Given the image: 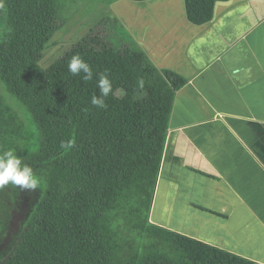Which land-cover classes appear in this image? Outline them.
Wrapping results in <instances>:
<instances>
[{
  "label": "trees",
  "instance_id": "1",
  "mask_svg": "<svg viewBox=\"0 0 264 264\" xmlns=\"http://www.w3.org/2000/svg\"><path fill=\"white\" fill-rule=\"evenodd\" d=\"M66 1L3 0L0 83L31 115L39 145L22 150L23 123L0 94V152L13 150L40 184L0 264H262L150 221L174 100L188 80L158 68L129 32V43L119 37L110 16L42 67ZM217 1L184 0L188 20L210 21ZM76 54L92 80L68 71ZM105 71L112 91L106 108L94 107ZM9 187L19 191L0 189V213L17 199Z\"/></svg>",
  "mask_w": 264,
  "mask_h": 264
},
{
  "label": "crops",
  "instance_id": "2",
  "mask_svg": "<svg viewBox=\"0 0 264 264\" xmlns=\"http://www.w3.org/2000/svg\"><path fill=\"white\" fill-rule=\"evenodd\" d=\"M118 1L155 65L188 80L150 221L264 264V0L217 1L204 24L184 0Z\"/></svg>",
  "mask_w": 264,
  "mask_h": 264
},
{
  "label": "rangeland",
  "instance_id": "3",
  "mask_svg": "<svg viewBox=\"0 0 264 264\" xmlns=\"http://www.w3.org/2000/svg\"><path fill=\"white\" fill-rule=\"evenodd\" d=\"M134 13L139 10V6ZM133 13V14H134ZM132 16L127 11V4L122 1L111 2V0H67L61 13L62 26L47 43L43 58L40 61L42 67H48L65 51L71 48L86 32L104 16L119 19L114 32L128 43L132 32L122 21L126 16ZM129 16V17H130ZM122 17V18H121ZM4 9L0 8V31L3 29ZM127 29L125 30L124 27ZM127 31V32H126ZM134 37V36H133ZM0 94L4 96L14 111L18 114L24 126L25 138L21 140V147L24 152L34 151L39 145L38 131L31 115L26 109L11 96L0 83ZM18 188V187H17ZM19 191L9 187L8 191L16 193L17 199H9L6 212L0 213V255L3 253L9 242L17 234L26 218L30 201L34 200L35 191ZM10 192V193H11ZM39 192V188H38ZM20 197L23 199L20 202Z\"/></svg>",
  "mask_w": 264,
  "mask_h": 264
},
{
  "label": "clouds",
  "instance_id": "4",
  "mask_svg": "<svg viewBox=\"0 0 264 264\" xmlns=\"http://www.w3.org/2000/svg\"><path fill=\"white\" fill-rule=\"evenodd\" d=\"M3 7V0H0V8ZM68 71L73 76H81L85 81L93 79L92 67L82 59L79 54L73 55L68 61ZM97 88L99 95H94L91 104L94 107L106 108L105 98L112 91V82L107 72L97 73ZM138 87L144 88V81H138ZM40 180L34 174L33 169L23 159L16 155L13 150L0 152V189L6 186L18 187L21 191H36L39 187Z\"/></svg>",
  "mask_w": 264,
  "mask_h": 264
}]
</instances>
